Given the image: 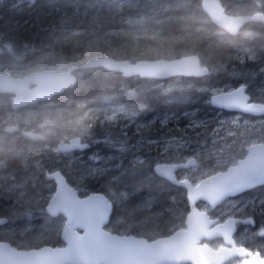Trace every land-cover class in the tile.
<instances>
[{
	"label": "trees",
	"instance_id": "trees-1",
	"mask_svg": "<svg viewBox=\"0 0 264 264\" xmlns=\"http://www.w3.org/2000/svg\"><path fill=\"white\" fill-rule=\"evenodd\" d=\"M222 3L231 14L264 12V0H222ZM245 32L251 35H242ZM195 53L210 67L208 75L158 81L139 76L125 78L103 68L84 67L94 57L137 61ZM44 69H73L78 82L73 89L17 113L12 109L11 95L0 96L3 106L0 137L4 136L0 138V217L8 219L0 228V240L19 249L62 244L64 217L54 218L45 211L55 190V183L46 177V171L51 169L63 171L82 194L103 192L113 200L109 230L154 239L184 227L189 212L186 190L153 171L152 162L160 158L161 140L174 136L193 140L190 145L193 151L184 146L180 154L196 155L199 145L195 126L190 124L199 119H213L206 121L210 129L215 124L214 118H219L217 112L235 114L211 105V89H230L243 83L253 100L264 101L259 97L264 91L261 71L264 23L249 22L233 36L212 22L202 9L201 0H0V73L7 71L13 77H22ZM158 82L184 88L169 93L160 88L151 94L141 91ZM108 95H117L113 101L119 107L109 106L103 100ZM104 106L133 109L138 116L136 119L117 116L113 123ZM164 117L168 118L167 123ZM5 119L6 127L14 122L20 132L45 128L44 123L52 121V134L57 137L62 136V132H56L57 126L63 125V133H71L86 124L85 127L92 126L90 130L96 138L108 130L121 136L126 134L131 140L122 137L124 141L119 147L109 149L89 138L90 145H96L86 152L87 157L59 161L49 156L45 148L34 149L38 142L26 140L22 133L6 134ZM113 134L109 136L115 137ZM256 134V141H264V132ZM150 139L159 146L147 144ZM121 144L125 145L123 150ZM249 144L243 142L242 156ZM137 153L141 157L136 159ZM105 159L112 161L106 165L112 170L97 175L92 170L103 168ZM139 160L144 163H138ZM205 161L212 170L207 175L230 166L216 165L209 157ZM117 163L122 165L119 170L115 168ZM178 176L181 177V170ZM254 197L264 198V186L234 199L240 203L239 200L250 201ZM221 206L208 209L213 217L223 220L227 216L221 213ZM235 215L253 216L256 226L251 228L255 231L264 223L259 206L253 211L249 205ZM243 227L240 226L238 234ZM248 235L253 238L251 232ZM220 242L211 243L217 246ZM239 243L249 248L255 246L249 241Z\"/></svg>",
	"mask_w": 264,
	"mask_h": 264
},
{
	"label": "water",
	"instance_id": "water-1",
	"mask_svg": "<svg viewBox=\"0 0 264 264\" xmlns=\"http://www.w3.org/2000/svg\"><path fill=\"white\" fill-rule=\"evenodd\" d=\"M204 11L220 27L226 29L232 35L249 21H264L263 13H256L252 16L229 15L226 13L221 0H203ZM206 69V72L197 74L194 66ZM85 67H103L111 72L122 73L126 77L139 75L143 78L168 79L178 75L202 76L208 74L209 68L203 66L199 55L193 54L174 59H145L131 62L130 60L115 59L112 57H97L86 62ZM77 83V76L70 70L53 71L46 70L35 73L25 78L14 79L9 73L0 74V92L15 94L14 104L32 103L38 100L51 99L61 93L64 89L71 88ZM30 84H35L31 87ZM247 90V87H246ZM246 94H248L246 92ZM249 95V94H248ZM250 96V95H249ZM249 107L257 102H248ZM213 107L218 108L212 104ZM229 111H238L253 115H263L264 113L245 111L239 108H220ZM248 154L238 161L236 165L230 166L227 170L218 172L202 179L198 184H194L189 179H178L176 170L189 168L196 165L195 159H190L194 163H165L173 169L174 180L170 182L187 189V198L190 207L186 219V226L180 228L167 236H161L149 241L136 235L119 236L105 227L109 223L113 202L103 193L93 192L85 197H81L67 178L60 172H56L51 177L56 179L57 174L61 175V180L57 181L58 189L56 195L51 200L61 203L57 193L62 197H67L70 192L76 201H88L87 204H78L71 199L64 198L63 206L58 210L51 211L53 214L62 213L66 218V223L62 229L61 238L65 244L63 248L45 245L42 248L30 251L29 255H38L40 261L25 260L24 255L15 249H10L9 245L0 242V264H183L189 259L204 257L207 264L215 259V255L220 248L227 247V241L223 238L224 225L232 220L237 221L235 232L230 239L233 246L237 245L234 235L237 232L238 223H244L246 219L229 217L224 221L212 218L205 210H201L197 203L207 202L212 208H216L228 197H235L246 192L244 190L235 195L218 199V193L222 187L237 178L244 171H254L264 168V143H255L249 146ZM257 186H253L255 188ZM101 199H94V197ZM105 204L108 205L105 209ZM65 208L68 211H65ZM71 212V216L69 215ZM103 216V222L96 227V222ZM248 220V219H247ZM253 220V219H252ZM254 221V220H253ZM254 225V223L252 224ZM65 230H70V240L65 238ZM222 238L224 245L214 248L203 240H213ZM207 249V250H206ZM214 250V251H213Z\"/></svg>",
	"mask_w": 264,
	"mask_h": 264
},
{
	"label": "rangeland",
	"instance_id": "rangeland-1",
	"mask_svg": "<svg viewBox=\"0 0 264 264\" xmlns=\"http://www.w3.org/2000/svg\"><path fill=\"white\" fill-rule=\"evenodd\" d=\"M140 23V22H138ZM242 35L249 37L251 34L250 32H245ZM44 70H51V69H44ZM160 88L162 92L164 93H169L173 91H177L178 89L184 88V86H166L164 82H158L153 85H150L147 88H141V91L144 93H153L156 89ZM215 89H221V90H228L225 89L224 87L221 88H215ZM114 99H117V95L115 96H105L103 100L107 101V104L109 106H114L117 105L118 102L113 101ZM264 102V101H263ZM54 105V103H50ZM118 106V105H117ZM0 107H3L0 105ZM119 107V106H118ZM13 109V108H12ZM104 109H107V117L111 122L116 123V118L117 116L125 115L127 118L130 119H136L138 116V111L133 110V109H115V107H108L104 106ZM222 113V112H221ZM29 114H32L31 112ZM244 114H221L220 112H217V116L219 118H214L215 124L213 125L212 128H208V125L206 124V121H211L213 119H199L200 121H204L205 124L203 127H195L196 133H195V139L197 140L196 144L199 145V150L196 152L195 157L198 159V164L194 167L188 168V169H183L181 170V177L182 178H189L193 182H200L207 174H209L212 170L208 167L210 165H206V158H210L213 163L216 165H232L235 164L240 158L244 157L242 154L245 152L243 150V142L247 141L248 143H252L256 141V133L258 132H264V118H258V119H250L246 118L243 116ZM198 120V121H199ZM6 121V119H5ZM223 121V123H221ZM86 125V124H84ZM83 129L88 136H93L92 131L90 128L92 126H84ZM11 127V124L9 125ZM60 130L56 131L57 133L63 134L64 126L60 125ZM68 128V127H66ZM80 128H76L75 130H72L71 133H65L62 140L65 139L66 141H60V145H66V147H71L76 148V145L73 144V142H80L82 141V135H85V133H78ZM52 128L46 129L47 133L52 132ZM107 133L108 135L113 134L112 132L108 133V130L103 132L101 135ZM197 134V135H196ZM115 137H98L96 139V142H101L104 143V146L112 149L115 147H119L120 142L123 140V138L126 140H131L129 136L125 134V136H121L119 132H116ZM25 136V135H24ZM123 137V138H122ZM201 137V138H200ZM0 138H4V136H1ZM71 139V140H70ZM69 140V141H68ZM109 141V142H108ZM124 141V140H123ZM251 141V142H249ZM167 142V143H164ZM193 140H187L182 137H170V138H164L161 140L162 148L159 150L160 153V158L158 160V163H180L184 162L186 163L190 156L193 155H188L184 156L180 153L183 152L182 147H187L188 150L193 151V149L190 148V145L192 144ZM147 144L149 141L146 142ZM152 144V143H150ZM156 147L159 146L157 143H153ZM167 148L168 151L167 153H164V149ZM204 148V149H202ZM71 149V150H72ZM245 149V148H244ZM67 150L64 152L67 153L66 155L70 157L71 159L75 157L74 152L69 153ZM172 151V152H170ZM169 152V154H168ZM201 155V156H200ZM200 156V158H199ZM204 157V158H202ZM110 160L112 159L111 157H108ZM142 159V158H141ZM98 160V158H97ZM205 161V162H204ZM212 163V164H213ZM227 166V167H228ZM12 176L8 177L11 178ZM237 199L231 198L226 200L222 206L220 207V211L222 214L226 215L227 217L229 216H234L237 213H242L244 210L245 204H247L249 201H241L240 203L238 201H235ZM201 209L208 210V206L206 204H202L199 206ZM260 214V213H259ZM236 216V215H235ZM261 216V215H260ZM226 217V218H227ZM264 218V217H262ZM261 223L259 225V228L262 226ZM259 228L255 231L250 227H244L242 228L243 230L239 232V234L236 236L238 242L245 241L243 238L245 235H248V232L250 231L253 235V232H258ZM247 241L254 243L255 246H258L260 243H264V241H260L259 239L253 238L248 239Z\"/></svg>",
	"mask_w": 264,
	"mask_h": 264
},
{
	"label": "snow or ice",
	"instance_id": "snow-or-ice-1",
	"mask_svg": "<svg viewBox=\"0 0 264 264\" xmlns=\"http://www.w3.org/2000/svg\"><path fill=\"white\" fill-rule=\"evenodd\" d=\"M194 70L197 74H200L201 72H206V69H201L199 66H194ZM262 72H264V69H261ZM211 92L210 100L211 103L216 105L218 108H239L245 111H254L259 113H264V103H255L252 104L251 107H249V101L251 100V97L246 94V86L243 83H237L235 87H233L231 90H221V89H211L209 90ZM259 97L261 100H264V91H261L259 94ZM168 122V118L164 117V123ZM223 123V121L221 122ZM205 124L204 121H194L190 124V126L195 127H203ZM139 130V126H138ZM109 142V141H108ZM149 143H158L157 141L149 140ZM167 143V142H164ZM81 148H86L87 145L82 144L79 145ZM125 147L124 144L120 145V149L123 150ZM168 149H164V153H167ZM103 165H105L103 168L94 169V171L97 175H103L105 172H110L112 169L106 167V165L111 164L112 161H108L107 159L102 161ZM138 163L143 164V160H139ZM189 164L194 163V161L189 160ZM153 171L156 173H159L163 175L164 177L168 178L169 180H174L173 176V169L169 168L167 166H162L158 162H152ZM122 167L121 164L117 163L115 165V168L119 170ZM122 175H125L126 173H121ZM56 180H61V175L58 173L56 176ZM253 186H264V168L257 169L254 171H244L242 172L237 178L226 184L224 187L221 188V190L218 193V199L222 200L227 196L235 195L237 193H240L244 190H251ZM58 200H61V203L57 204L54 202L53 206L49 207V211H55L58 210L59 207L63 206L62 200L64 198L71 199L73 202L78 204H87L88 201H76L75 197L69 192L67 197H62V194L60 192L57 193ZM94 199H101V197L97 196L94 197ZM251 206L252 210L255 211L257 209V206H259V213L261 217H264V198H252L248 204H245V209H247ZM108 205L105 204V209H107ZM65 211H68L67 208H65ZM69 215L71 216V212H69ZM103 222V216L99 218V220L96 222V227H99V224ZM237 221L232 220L228 223H225L224 225V232H223V238L228 242L227 247L220 248L219 252L215 255V259L210 262V264H264V243H260L258 246L254 247H247L245 244H241L240 246H233V241H231L230 236L232 233L235 232V225ZM246 224H253L254 221L250 218L246 221H244ZM70 230H65V238L70 240L69 235ZM253 236L260 241H264V224L259 228L258 232H253ZM252 236L245 235L244 240L245 242L248 239H251ZM207 250V249H206ZM214 251V250H213ZM186 264H207L206 259L204 257H196L189 259Z\"/></svg>",
	"mask_w": 264,
	"mask_h": 264
},
{
	"label": "flooded vegetation",
	"instance_id": "flooded-vegetation-1",
	"mask_svg": "<svg viewBox=\"0 0 264 264\" xmlns=\"http://www.w3.org/2000/svg\"><path fill=\"white\" fill-rule=\"evenodd\" d=\"M5 72H7V71H5ZM247 90H248V87H247ZM0 96H1V94H0ZM58 96V95H57ZM251 96V95H250ZM252 98V97H251ZM23 109H25V108H22V109H20V110H16V111H14V112H20V111H22ZM224 111V110H223ZM1 123H2V120H1ZM84 123H87V122H84ZM11 124V127H9V126H7L6 127V121H5V126H4V128H5V133L6 134H10V135H13L16 131H18V133H22V135H23V137H25L24 135H25V133H26V130H23V131H19V126H18V128H17V126L14 124V122L13 123H10ZM53 126V122L52 121H47V122H45L44 123V126L43 127H45V128H39V129H35V130H31V131H33V132H35V133H38L39 135H40V137L41 138H39L38 140H37V144H34L33 145V148L34 149H36V150H38V151H40V150H42V148H45V150L46 151H48L49 150V153H50V155L49 156H53V157H55L57 160H59V161H61V160H68V161H70L71 160V158L70 157H68L66 154L67 153H65L64 152V149H65V151H66V149L67 150H70V151H68L69 153H71V152H74V153H76L75 154V157L76 156H78V157H82V158H85V157H87V155H86V152L87 151H92L94 148H95V145H93V146H91L90 145V141L88 140L89 138H92V139H94V140H96L97 138L95 137V135L93 134V136H88V135H86V133H85V131H84V129H82V128H80V130L78 131V133H85V135H82L81 137H82V141H80V142H73V144L74 145H76V148H71L70 146L69 147H66V145H60L59 143H60V141L62 140V138H63V136H64V134L65 133H61L62 134V136L61 137H57L56 135H54V134H52V132H50V133H47L46 132V129H48V127H52ZM10 128H13L14 130L12 131V132H8L7 131V129H10ZM59 126H57L56 127V129L57 130H59ZM4 130V129H3ZM92 131V130H91ZM68 133V132H67ZM101 137H110L111 138V136H109L108 134H104V136H101ZM21 138V137H20ZM25 139L26 140H28V141H32V142H36V141H33V140H31L30 138H28V137H25ZM71 140V139H70ZM62 141H66L65 139H63ZM69 141V140H68ZM49 145L48 147L46 146V145ZM82 144H85V145H87V147L86 148H81V147H79V145H82ZM91 148V149H90ZM72 149V150H71ZM7 153V152H6ZM74 157V158H75ZM135 157H136V159L137 158H140L141 157V155H139L138 153L135 155ZM73 159V158H72ZM61 171L60 169H51V170H47L46 171V177H48V179L50 180V181H52L53 183H55L51 178H50V176H49V173H51V172H54V171ZM62 173H63V171H61ZM64 174V173H63ZM65 175V174H64ZM66 176V175H65ZM67 178V177H66ZM67 180H68V178H67ZM69 181V180H68ZM70 182V181H69ZM71 184V183H70ZM72 185V184H71ZM73 186V185H72ZM74 187V186H73ZM75 188V187H74ZM77 191H78V194H79V196H81V197H85V196H87V195H89L90 193H93V192H88V193H86V194H82L83 192L82 191H80L78 188H75ZM56 190H57V184L55 183V190L53 191V193H52V195H51V197H50V199H49V201H48V203H47V205H46V207H45V211L47 212V206H48V204H49V202H50V200L55 196V193H56ZM97 193H103V192H97ZM103 194H105V193H103ZM106 195V194H105ZM107 196V195H106ZM48 213V212H47ZM49 214V213H48ZM50 215V214H49ZM59 215H62L63 217H64V215L62 214V213H59V214H57L56 216H52V215H50L51 217H54V218H57ZM249 216H247V217H245V216H237V218H248ZM64 219H65V217H64ZM65 221H64V223H63V227H64V225H65ZM240 226H244V227H252L251 226V224H244V223H239V225H238V231H239V228H240ZM256 226V225H255ZM255 226H253V227H255ZM62 227V228H63ZM243 227V228H244ZM1 228V227H0ZM238 231H237V233H236V236L238 235ZM112 232V231H111ZM250 232V231H249ZM114 233V232H113ZM116 234H119V233H116ZM119 235H125V234H119ZM139 237H144V236H140L139 235ZM145 238H147V239H149L148 237H145ZM155 239V238H154ZM154 239H149V240H154ZM239 245H241V243H239ZM43 246H45V245H43ZM54 247H64L65 246V244L62 242V244H57V245H53ZM246 246V245H245ZM42 247V246H41Z\"/></svg>",
	"mask_w": 264,
	"mask_h": 264
},
{
	"label": "bare ground",
	"instance_id": "bare-ground-1",
	"mask_svg": "<svg viewBox=\"0 0 264 264\" xmlns=\"http://www.w3.org/2000/svg\"><path fill=\"white\" fill-rule=\"evenodd\" d=\"M264 23V22H263ZM94 58H97V57H94ZM90 59H92V58H90ZM90 59H88V60H90ZM162 59H164V58H162ZM87 60V61H88ZM86 61V62H87ZM86 62L84 63V64H86ZM101 68H103V67H101ZM104 70H106V71H108V72H111V71H109V70H107V69H105V68H103ZM43 71H46V70H42V71H39V72H34V73H31V74H28V75H26V76H22V77H13L9 72H2V73H0V74H3V73H9L14 79H20V78H25V77H28V76H30V75H32V74H35V73H41V72H43ZM209 72H210V69H209V71H208V74H209ZM111 73H113V72H111ZM208 74H206V75H208ZM202 76H205V75H202ZM133 77V76H132ZM174 77H201V76H184V75H178V76H174ZM174 77H171V78H174ZM125 78H130V77H125ZM140 78H143V77H140ZM171 78H168V79H155V80H158V81H165V80H169V79H171ZM143 79H154V78H143ZM77 82H78V80H77ZM77 85V83L75 84V86ZM30 86L31 87H34L35 86V84H30ZM75 86H73V87H71V88H67V89H64L61 93H59V94H57V95H60V94H62L64 91H66V90H70V89H73ZM245 86L246 87H248L246 84H245ZM57 95H55V96H57ZM40 101H42V100H38V101H35V102H32V103H26V104H18V105H15L14 104V99L13 98H11V106H12V108H13V110L14 111H16V110H20V109H22V108H25V107H27V106H30V105H32V104H35V103H37V102H40ZM224 111H228V112H232V113H235V114H237V113H239V114H242L243 112H238V111H229V110H226V109H224ZM14 129L13 128H10V129H7V131L8 132H12ZM25 137H28V138H30L31 140H33V141H37L39 138H41L40 137V135L38 134V133H35V132H33V131H26V133H25ZM249 146H251V144H249V145H247L246 147L248 148ZM190 159H195L196 160V162L198 163V159L193 155V156H190V158H189V160ZM239 160H241V159H239ZM238 160V161H239ZM238 161L235 163V164H232V165H230V166H233V165H236L237 163H238ZM159 164H165V163H159ZM229 166V167H230ZM228 167V168H229ZM227 168V169H228ZM227 169H225V170H227ZM225 170H223V171H225ZM56 172H60L62 175H64L61 171H54V172H51V173H49V176H50V178L57 184V189H58V183H57V181H56V179L55 178H53V177H51V175L52 174H54V173H56ZM155 172V171H154ZM219 172H222V171H219ZM216 173H218V172H215V173H212V174H210V175H213V174H216ZM155 174L156 175H158V176H160L159 174H157L156 172H155ZM210 175H207V176H210ZM65 176V175H64ZM207 176H205V177H207ZM66 177V176H65ZM160 177H162V176H160ZM204 177V178H205ZM163 178V177H162ZM203 178V179H204ZM68 181V180H67ZM69 182V181H68ZM70 183V182H69ZM71 185V184H70ZM72 186V185H71ZM73 187V186H72ZM74 188V187H73ZM75 189V188H74ZM76 190V189H75ZM77 191V190H76ZM56 192H57V190H56ZM55 195H56V193H55ZM53 199V198H52ZM51 199V200H52ZM51 200H50V202H49V204H48V206H47V212L50 214V215H52V216H56V214H53L52 212H50L48 209H49V207H50V205H51ZM253 219L254 220V225H252L251 224V226L253 227V226H255L256 225V221H255V219H254V217L253 216H249L248 218H240V219ZM8 223V219L6 218V217H0V227H2V226H4V225H6ZM244 224H246V223H244ZM237 231H238V229H237ZM237 233V232H236ZM114 234H116V233H114ZM116 235H119V234H116ZM119 236H123V235H119ZM142 238H145V237H142ZM147 239V238H146ZM149 240V239H148ZM149 241H152V240H149ZM0 242H3V243H6V244H8L9 245V248L10 249H15V250H17V251H22V252H20V253H22L23 255H24V258H25V260H27V259H30V260H32V261H40L41 259H40V257L38 256V255H36L35 257L33 256V255H29V256H27L28 254H30V251L31 250H33L34 248H31V249H19L18 247H16V246H14V245H12L11 243H9V242H7V241H3V240H0ZM43 247V246H42ZM42 247H36V249H39V248H42ZM59 248H63V247H59ZM36 264H40V263H36Z\"/></svg>",
	"mask_w": 264,
	"mask_h": 264
}]
</instances>
